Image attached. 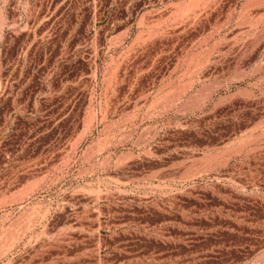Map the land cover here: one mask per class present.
<instances>
[{"label": "rangeland", "instance_id": "obj_1", "mask_svg": "<svg viewBox=\"0 0 264 264\" xmlns=\"http://www.w3.org/2000/svg\"><path fill=\"white\" fill-rule=\"evenodd\" d=\"M0 264H264V0H0Z\"/></svg>", "mask_w": 264, "mask_h": 264}]
</instances>
